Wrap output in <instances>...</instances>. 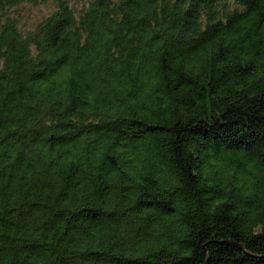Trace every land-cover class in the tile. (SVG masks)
<instances>
[{
    "label": "trees",
    "instance_id": "1",
    "mask_svg": "<svg viewBox=\"0 0 264 264\" xmlns=\"http://www.w3.org/2000/svg\"><path fill=\"white\" fill-rule=\"evenodd\" d=\"M0 0V264H264V0Z\"/></svg>",
    "mask_w": 264,
    "mask_h": 264
},
{
    "label": "rangeland",
    "instance_id": "2",
    "mask_svg": "<svg viewBox=\"0 0 264 264\" xmlns=\"http://www.w3.org/2000/svg\"><path fill=\"white\" fill-rule=\"evenodd\" d=\"M52 2L47 0H37V5L29 6L28 10L30 14L28 15V21H34L35 19L42 16L44 13L48 12L52 7Z\"/></svg>",
    "mask_w": 264,
    "mask_h": 264
}]
</instances>
